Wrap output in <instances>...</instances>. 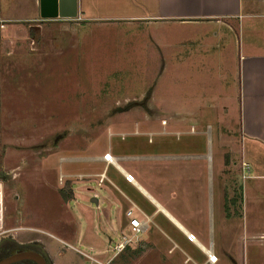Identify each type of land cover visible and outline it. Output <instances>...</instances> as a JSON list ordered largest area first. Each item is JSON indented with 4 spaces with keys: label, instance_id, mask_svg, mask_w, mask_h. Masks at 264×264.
<instances>
[{
    "label": "rangeland",
    "instance_id": "374dc122",
    "mask_svg": "<svg viewBox=\"0 0 264 264\" xmlns=\"http://www.w3.org/2000/svg\"><path fill=\"white\" fill-rule=\"evenodd\" d=\"M16 13L18 21L0 24L1 255L22 247L45 252L49 264H86L85 255L110 264H264V179L254 192L246 188L252 170L241 165L248 146L239 134L238 73L220 80L208 58L165 55L151 30L135 36L122 24ZM164 28L166 43L181 49V30ZM219 95L228 96L227 111L218 109ZM152 103L170 110L135 109ZM106 167L128 185L119 168L133 173L187 233L161 215L115 256L126 220L118 219L115 236L106 206L83 191L91 183L99 191L95 172ZM175 193L188 195L184 207Z\"/></svg>",
    "mask_w": 264,
    "mask_h": 264
},
{
    "label": "crops",
    "instance_id": "0c3cea01",
    "mask_svg": "<svg viewBox=\"0 0 264 264\" xmlns=\"http://www.w3.org/2000/svg\"><path fill=\"white\" fill-rule=\"evenodd\" d=\"M5 1V5L0 10V24L18 21L11 19L18 16L16 15L18 10L26 12L25 14L30 13V16L23 17L24 20L33 21L40 18L39 0ZM8 8L11 11H7ZM14 8L16 11L11 13ZM54 20L75 21V23L92 21L93 26L113 25L114 23L119 27L122 24L132 30L135 36L139 35L138 32L142 30L145 32L151 30L150 39H154V43L151 44L159 52L164 49L165 55L180 53L182 63L208 58L217 70L215 77L220 80L231 79V73L233 71L234 73L237 72L239 134L248 146L247 154L245 153L244 157L242 156L241 163H246L249 170H252L251 178L249 177L251 182L246 185V188L253 192L256 190L257 185L260 184L258 180L264 179V0H76L75 18H55ZM160 28L171 29L166 34H176L174 28L181 30L179 34L181 49H177L174 43H166L163 39L164 32H161ZM163 42L166 43L165 46ZM211 47L213 53L208 54V49ZM220 95L217 99L218 102L215 101L216 105L219 106V110L227 111L224 105L228 96ZM135 109L170 110L167 107L159 109L154 103L146 106L138 105ZM193 157H203V155H193ZM183 164L193 167L191 164ZM42 170V168L37 167L35 171L40 174ZM119 170L131 181L132 184L129 185H132L133 188L123 178L114 177L112 169L106 167L101 174L95 172L103 177L99 179V182L95 180L100 188L99 191L94 192L90 188L93 183L89 184L90 186L85 185L86 189L83 190L86 191V194L88 192L90 196H93L91 198L92 203L98 206L101 201L106 208H109H104L106 211H103L105 216L103 220L113 224V227L109 230L115 236H118V230L116 229L118 219L125 218L126 226L121 231V235L118 236V242L123 237H131L130 219L126 215V212L130 209L133 210V217L140 222L141 233L139 238L142 233L150 230L148 225L161 215L173 223L183 235L187 233L182 225L184 223L180 219L181 217L174 209L162 203L148 187L136 182L133 173L131 174L133 178H131L123 168L120 167ZM79 174L89 175L85 172ZM178 184L173 186L171 183V189L173 191H177V188L180 189L181 184ZM120 186H124V188ZM173 197H180L177 199L182 202L176 204L184 207L183 199L188 195H177L175 193ZM254 197H256L255 194L251 196V198ZM124 199L130 203L127 204V208L123 212L120 206L125 203ZM148 203L152 205V211ZM185 205L188 206L189 204ZM185 208L188 209V207ZM144 224L147 227L146 229L143 228ZM14 227L10 230H13ZM25 228L36 230L32 226ZM187 235L194 240L190 234ZM196 236L202 240V235L196 234ZM31 237L30 242H42L39 236L31 235ZM108 239L111 241L110 237ZM194 243L198 249H202L203 246L198 240Z\"/></svg>",
    "mask_w": 264,
    "mask_h": 264
},
{
    "label": "water",
    "instance_id": "95a60500",
    "mask_svg": "<svg viewBox=\"0 0 264 264\" xmlns=\"http://www.w3.org/2000/svg\"><path fill=\"white\" fill-rule=\"evenodd\" d=\"M40 19L76 17V0H39ZM31 260L36 264H46L41 253L29 248L13 249L10 255L0 258V264H15Z\"/></svg>",
    "mask_w": 264,
    "mask_h": 264
},
{
    "label": "built area",
    "instance_id": "2783aa9c",
    "mask_svg": "<svg viewBox=\"0 0 264 264\" xmlns=\"http://www.w3.org/2000/svg\"><path fill=\"white\" fill-rule=\"evenodd\" d=\"M241 165L243 170H247V171L249 170V166L246 163L242 162ZM243 177H246V175L245 176L243 175ZM126 215L130 219L129 224L131 226L132 236L129 238L123 237L120 242L114 245L113 250L115 251V255L121 252L128 244H130V242L138 241L139 234L141 233L140 222L133 217V210L132 209L128 210L126 212ZM85 257L88 259V263L86 264H110V261L103 262L90 255H85Z\"/></svg>",
    "mask_w": 264,
    "mask_h": 264
},
{
    "label": "flooded vegetation",
    "instance_id": "af4514ba",
    "mask_svg": "<svg viewBox=\"0 0 264 264\" xmlns=\"http://www.w3.org/2000/svg\"><path fill=\"white\" fill-rule=\"evenodd\" d=\"M0 247H1V245H0ZM13 249H18V251H19V250L22 249V247H17V248L8 249V250L6 251V255H4V256H2V257H5V256L10 255V253L12 252ZM34 251H36V250H34ZM37 252L41 253V255H42V256L44 257V259H45L46 264H49V258H48V256L46 255V253L43 252V251H42V252H41V251H37ZM2 257H0V258H2ZM15 264H36V263L33 262V261H31V260H22V261H20V262H18V263H15ZM50 264H51V263H50Z\"/></svg>",
    "mask_w": 264,
    "mask_h": 264
},
{
    "label": "trees",
    "instance_id": "16d2710c",
    "mask_svg": "<svg viewBox=\"0 0 264 264\" xmlns=\"http://www.w3.org/2000/svg\"><path fill=\"white\" fill-rule=\"evenodd\" d=\"M2 250H4V249H3V248H0V257L6 255V251H5V253H4L3 255H1V252H3ZM41 252H42V251H41Z\"/></svg>",
    "mask_w": 264,
    "mask_h": 264
}]
</instances>
